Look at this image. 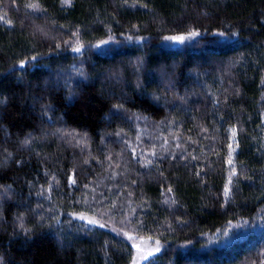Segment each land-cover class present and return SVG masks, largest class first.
Instances as JSON below:
<instances>
[{
  "label": "trees",
  "instance_id": "obj_1",
  "mask_svg": "<svg viewBox=\"0 0 264 264\" xmlns=\"http://www.w3.org/2000/svg\"><path fill=\"white\" fill-rule=\"evenodd\" d=\"M0 16V264H130L125 228L163 245L140 264H264V0Z\"/></svg>",
  "mask_w": 264,
  "mask_h": 264
},
{
  "label": "rangeland",
  "instance_id": "obj_2",
  "mask_svg": "<svg viewBox=\"0 0 264 264\" xmlns=\"http://www.w3.org/2000/svg\"><path fill=\"white\" fill-rule=\"evenodd\" d=\"M187 34H175V35H166L163 37V42L166 45L169 46H176V45H182V44H191L192 42H195L199 38V34L196 36H189ZM173 36H184L185 39L182 41L177 40H171L168 39L169 37ZM254 226L250 224L249 220H242L239 222H236L234 224H229L224 230L219 232L217 236L214 235L212 238H209L211 242H219V241H229L234 238H239L247 234L251 228ZM121 235L126 238L129 242L133 244L134 247V255L132 262L130 264H140L143 261L147 260L148 258L155 255L157 252H159L163 245L160 243V241L151 238V237H144L136 234L133 231H130L128 229H121L119 231ZM157 249H159L157 251Z\"/></svg>",
  "mask_w": 264,
  "mask_h": 264
},
{
  "label": "snow or ice",
  "instance_id": "obj_3",
  "mask_svg": "<svg viewBox=\"0 0 264 264\" xmlns=\"http://www.w3.org/2000/svg\"><path fill=\"white\" fill-rule=\"evenodd\" d=\"M2 19H4V17L3 16H0V20H2ZM198 33H196V32H190L188 35L189 36H196ZM168 39H171V40H177V41H182V40H184L185 39V37L184 36H173V37H169ZM103 43V42H102ZM75 51H77V52H79L80 51V49L79 48H76L75 49ZM23 61L21 62V65H23ZM229 163H231V160H229ZM234 174V173H233ZM169 191H171L170 189H169ZM225 195L227 196L228 195V188L226 187L225 188ZM89 223H95V221H89ZM159 249H157V251H158Z\"/></svg>",
  "mask_w": 264,
  "mask_h": 264
}]
</instances>
